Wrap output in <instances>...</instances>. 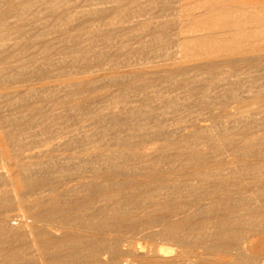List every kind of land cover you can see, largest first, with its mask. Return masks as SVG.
<instances>
[{
    "label": "bare ground",
    "instance_id": "obj_1",
    "mask_svg": "<svg viewBox=\"0 0 264 264\" xmlns=\"http://www.w3.org/2000/svg\"><path fill=\"white\" fill-rule=\"evenodd\" d=\"M263 238L264 0H0V264H264Z\"/></svg>",
    "mask_w": 264,
    "mask_h": 264
},
{
    "label": "rangeland",
    "instance_id": "obj_2",
    "mask_svg": "<svg viewBox=\"0 0 264 264\" xmlns=\"http://www.w3.org/2000/svg\"><path fill=\"white\" fill-rule=\"evenodd\" d=\"M18 212H19V211H17V212H14V213H15V214H19ZM20 214H22V213L20 212ZM20 214H19V215H20ZM263 240H264V238H263ZM262 246H263V248H264V245H262ZM130 258H131V257H129V258H126V260H128V261H130V260H131V261H132V258H131V259H130ZM222 258H224V257H222ZM129 259H130V260H129ZM223 260H226V259H223ZM193 261H194V259H193Z\"/></svg>",
    "mask_w": 264,
    "mask_h": 264
}]
</instances>
